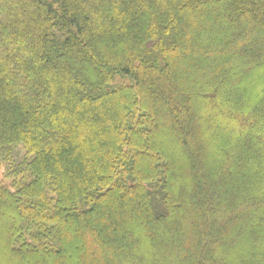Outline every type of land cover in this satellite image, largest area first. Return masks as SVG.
Masks as SVG:
<instances>
[{
	"label": "trees",
	"instance_id": "trees-1",
	"mask_svg": "<svg viewBox=\"0 0 264 264\" xmlns=\"http://www.w3.org/2000/svg\"><path fill=\"white\" fill-rule=\"evenodd\" d=\"M263 54L264 0H0V264H264Z\"/></svg>",
	"mask_w": 264,
	"mask_h": 264
},
{
	"label": "rangeland",
	"instance_id": "rangeland-1",
	"mask_svg": "<svg viewBox=\"0 0 264 264\" xmlns=\"http://www.w3.org/2000/svg\"><path fill=\"white\" fill-rule=\"evenodd\" d=\"M264 55V54H263ZM260 65V64H259ZM261 68V66H258V68L257 69H255V68H250L248 71L250 72V71H252L253 73H251V74H254V76L257 74H260L261 73V75H260V77L258 76V78H261L262 76L264 77V71L262 70V71H260L259 69ZM246 76V75H245ZM244 76V78H242V80L241 81H243V79L245 80L246 79V77ZM248 76V75H247ZM249 76H250V73H249ZM254 78V77H253ZM115 82H117V83H128L129 82V80L127 79V78H122V77H117L116 78V81ZM15 152H20L19 151V149H16L15 150ZM22 155H23V152H22ZM6 169L4 168V166H2V165H0V182L2 183V184H6V185H8V184H10V182H11V179H9L7 176H6ZM9 259H10V261L11 262H13L14 260H13V257H9Z\"/></svg>",
	"mask_w": 264,
	"mask_h": 264
}]
</instances>
